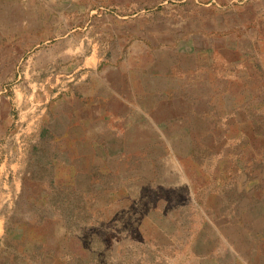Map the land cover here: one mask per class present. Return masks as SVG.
<instances>
[{
    "label": "rangeland",
    "instance_id": "obj_1",
    "mask_svg": "<svg viewBox=\"0 0 264 264\" xmlns=\"http://www.w3.org/2000/svg\"><path fill=\"white\" fill-rule=\"evenodd\" d=\"M115 60L143 111L63 138ZM0 264H264V0H0Z\"/></svg>",
    "mask_w": 264,
    "mask_h": 264
},
{
    "label": "crops",
    "instance_id": "obj_2",
    "mask_svg": "<svg viewBox=\"0 0 264 264\" xmlns=\"http://www.w3.org/2000/svg\"><path fill=\"white\" fill-rule=\"evenodd\" d=\"M94 67L97 70L82 82V88L72 89L68 94L66 105L70 107L63 108L62 118L58 121L65 120L66 114L72 116L71 113L75 121L70 123L69 120V124L61 128L58 134L63 138L80 135L89 128H98L105 134L118 132L136 117L135 114L141 113L139 105L143 111L142 100H137L126 87L128 76L132 70L137 71L136 68L128 67L120 60L101 61Z\"/></svg>",
    "mask_w": 264,
    "mask_h": 264
},
{
    "label": "trees",
    "instance_id": "obj_3",
    "mask_svg": "<svg viewBox=\"0 0 264 264\" xmlns=\"http://www.w3.org/2000/svg\"><path fill=\"white\" fill-rule=\"evenodd\" d=\"M6 228H7V233H6L5 237L7 238V234H9V231H10L11 228L9 226L8 227L6 226Z\"/></svg>",
    "mask_w": 264,
    "mask_h": 264
}]
</instances>
